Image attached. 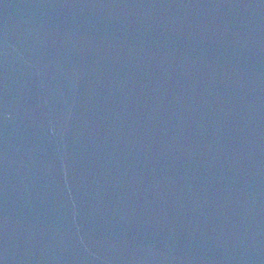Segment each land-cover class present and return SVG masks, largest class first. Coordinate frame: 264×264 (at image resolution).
Segmentation results:
<instances>
[{
	"label": "water",
	"instance_id": "1",
	"mask_svg": "<svg viewBox=\"0 0 264 264\" xmlns=\"http://www.w3.org/2000/svg\"><path fill=\"white\" fill-rule=\"evenodd\" d=\"M0 264H264V0H0Z\"/></svg>",
	"mask_w": 264,
	"mask_h": 264
}]
</instances>
